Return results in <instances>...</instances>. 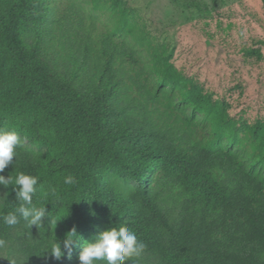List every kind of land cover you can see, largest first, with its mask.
Instances as JSON below:
<instances>
[{"label":"trees","instance_id":"obj_1","mask_svg":"<svg viewBox=\"0 0 264 264\" xmlns=\"http://www.w3.org/2000/svg\"><path fill=\"white\" fill-rule=\"evenodd\" d=\"M79 1L0 0V129L32 147L3 173L56 189L34 197L58 222L23 243L27 264H79L123 225L146 245L128 264H264V120L237 122L123 0ZM21 224L0 220V238ZM73 226L72 258L43 256Z\"/></svg>","mask_w":264,"mask_h":264},{"label":"rangeland","instance_id":"obj_2","mask_svg":"<svg viewBox=\"0 0 264 264\" xmlns=\"http://www.w3.org/2000/svg\"><path fill=\"white\" fill-rule=\"evenodd\" d=\"M123 1L159 45L174 50V66L198 81L215 99L225 101L237 122L252 124L264 120L262 0ZM79 2L89 9L84 0ZM99 20L95 24L98 30L109 28L107 16ZM67 66L68 63L63 65L62 70ZM23 146L32 148L25 139ZM4 193H8V198L0 203V212L15 195L11 187H0V196ZM35 204L41 206L39 198ZM34 236L35 226L29 228L22 223L14 229L13 239L0 249V264H27L22 245ZM142 262L164 264L148 255Z\"/></svg>","mask_w":264,"mask_h":264},{"label":"clouds","instance_id":"obj_3","mask_svg":"<svg viewBox=\"0 0 264 264\" xmlns=\"http://www.w3.org/2000/svg\"><path fill=\"white\" fill-rule=\"evenodd\" d=\"M23 145L24 139L17 131L0 129V173L13 164V158L18 156L17 149ZM63 182L65 185H74L78 183V180L74 176L68 175ZM0 187L4 189L11 187L12 192L15 193V202L18 204L14 210L8 211L6 214L0 213V220L4 226L14 228L23 222L29 228L33 226L44 228L43 222L45 218H48V226L54 224L56 227L58 221L49 216L46 206L37 207L34 203V197H37L38 194L44 197L55 196V188L45 191L38 176L22 171L7 177L0 175ZM7 198L8 193H4L0 196V203H3ZM80 241L81 237L78 235L76 227L73 226L62 241L55 239L43 256H48L55 261H60L65 257L71 259L73 249L81 244ZM6 246L7 241L0 238V249H4ZM145 247L146 245L138 239L137 234L126 225L119 228L110 227L94 237V242H85L79 253L78 261L79 264H128L134 258H139ZM11 264H15V261H12Z\"/></svg>","mask_w":264,"mask_h":264}]
</instances>
